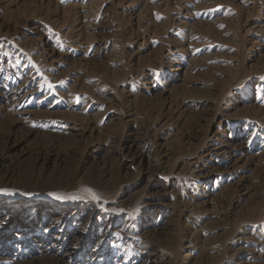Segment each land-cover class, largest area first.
<instances>
[{"label":"rangeland","instance_id":"374dc122","mask_svg":"<svg viewBox=\"0 0 264 264\" xmlns=\"http://www.w3.org/2000/svg\"><path fill=\"white\" fill-rule=\"evenodd\" d=\"M64 260L264 264V0H0V264Z\"/></svg>","mask_w":264,"mask_h":264},{"label":"bare ground","instance_id":"6f19581e","mask_svg":"<svg viewBox=\"0 0 264 264\" xmlns=\"http://www.w3.org/2000/svg\"><path fill=\"white\" fill-rule=\"evenodd\" d=\"M69 249H70V248H69ZM69 251H70V250H69ZM69 254H71V253H70V252H64L62 255H64L65 257H63V258L66 260V258L69 257V256H68ZM62 255H61V256H62ZM43 257H44V256H40V257H37V258H34V259H36V260H38V261H42ZM65 260H64V264H70V263L66 262ZM67 261H68V260H67Z\"/></svg>","mask_w":264,"mask_h":264},{"label":"snow or ice","instance_id":"6c2138e0","mask_svg":"<svg viewBox=\"0 0 264 264\" xmlns=\"http://www.w3.org/2000/svg\"><path fill=\"white\" fill-rule=\"evenodd\" d=\"M55 85L51 84V83H48L47 84V90L52 93L54 95V89H55ZM76 102H79V98H77V101Z\"/></svg>","mask_w":264,"mask_h":264}]
</instances>
